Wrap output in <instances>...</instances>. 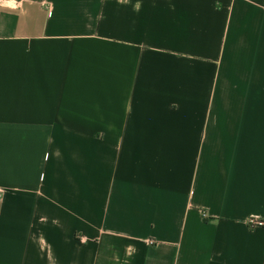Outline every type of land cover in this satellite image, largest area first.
<instances>
[{
	"label": "crops",
	"instance_id": "obj_1",
	"mask_svg": "<svg viewBox=\"0 0 264 264\" xmlns=\"http://www.w3.org/2000/svg\"><path fill=\"white\" fill-rule=\"evenodd\" d=\"M250 217L264 0H0V264H264Z\"/></svg>",
	"mask_w": 264,
	"mask_h": 264
},
{
	"label": "built area",
	"instance_id": "obj_2",
	"mask_svg": "<svg viewBox=\"0 0 264 264\" xmlns=\"http://www.w3.org/2000/svg\"><path fill=\"white\" fill-rule=\"evenodd\" d=\"M246 224L252 228V227H263L264 228V220L255 218V217H250L247 219ZM152 243V241H150Z\"/></svg>",
	"mask_w": 264,
	"mask_h": 264
}]
</instances>
